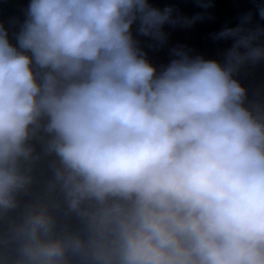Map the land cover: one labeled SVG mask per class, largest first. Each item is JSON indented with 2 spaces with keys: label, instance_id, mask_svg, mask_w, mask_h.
<instances>
[{
  "label": "clouds",
  "instance_id": "1",
  "mask_svg": "<svg viewBox=\"0 0 264 264\" xmlns=\"http://www.w3.org/2000/svg\"><path fill=\"white\" fill-rule=\"evenodd\" d=\"M172 14L29 0L15 44L0 23V264H264V109L234 78L264 29L157 68L133 26L164 45L200 19Z\"/></svg>",
  "mask_w": 264,
  "mask_h": 264
}]
</instances>
